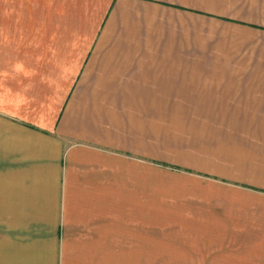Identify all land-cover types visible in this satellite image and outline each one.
I'll return each mask as SVG.
<instances>
[{"label":"crops","instance_id":"crops-1","mask_svg":"<svg viewBox=\"0 0 264 264\" xmlns=\"http://www.w3.org/2000/svg\"><path fill=\"white\" fill-rule=\"evenodd\" d=\"M165 200L173 257L264 264V0H0V264Z\"/></svg>","mask_w":264,"mask_h":264},{"label":"rangeland","instance_id":"rangeland-1","mask_svg":"<svg viewBox=\"0 0 264 264\" xmlns=\"http://www.w3.org/2000/svg\"><path fill=\"white\" fill-rule=\"evenodd\" d=\"M164 177L169 178L165 175ZM158 205L159 208L156 209L153 203L148 202L145 226L116 223L115 248L109 251L90 250L89 255L92 254L93 264H186L185 253L183 255L180 249L178 257L172 255L173 243L185 244V234L173 232L170 202L165 200ZM131 229H139V232H132ZM175 250L176 254L177 249ZM71 255L78 259L77 256L84 257V251L76 250L75 254L72 252Z\"/></svg>","mask_w":264,"mask_h":264}]
</instances>
